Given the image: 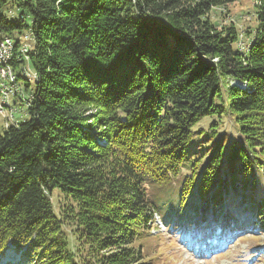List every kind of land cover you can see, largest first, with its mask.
I'll use <instances>...</instances> for the list:
<instances>
[{
    "label": "trees",
    "instance_id": "16d2710c",
    "mask_svg": "<svg viewBox=\"0 0 264 264\" xmlns=\"http://www.w3.org/2000/svg\"><path fill=\"white\" fill-rule=\"evenodd\" d=\"M235 1L0 0V36L32 40L35 74L27 119L0 130V256L145 264L156 215L185 227L227 198L264 221V0L242 32L211 17ZM226 110L245 144L220 115L180 178L192 129Z\"/></svg>",
    "mask_w": 264,
    "mask_h": 264
},
{
    "label": "rangeland",
    "instance_id": "374dc122",
    "mask_svg": "<svg viewBox=\"0 0 264 264\" xmlns=\"http://www.w3.org/2000/svg\"><path fill=\"white\" fill-rule=\"evenodd\" d=\"M254 0H236L233 4L226 6L225 9H214L211 12V17L213 21L218 23L232 21L236 24L238 30L241 29L245 31L247 28H252L256 25L254 20V10H255ZM13 12L15 10H12ZM8 17L12 16V12L5 10ZM15 40H19L21 43L24 42L22 35H14ZM246 38L243 37L242 42ZM32 43V40L29 41ZM243 45V44H242ZM26 65L18 67L21 70L24 66L29 73H34L28 61ZM30 85L29 89L26 90L25 81H21L22 93L24 98L30 99V95L34 92V81L28 80ZM240 85H245L240 82ZM14 103V104H13ZM9 105V104H8ZM10 105H13L16 109L5 116L9 117L5 119V116L0 114V130L2 128H7L11 125L16 124V122H21L27 119L26 108L23 103H19L17 99L12 98ZM7 113V112H6ZM14 114V115H13ZM220 115L222 116L223 130L228 132V143L235 140L239 143L245 144L243 138L238 134V124L234 120V116L229 113L228 110L225 113L213 114L212 116L203 118L199 123L200 127L204 128L202 130H197L195 126L192 131V141L193 146H190L191 150L195 155L188 157L184 166L181 169L179 177L189 173L191 165L195 162L198 166L202 165L212 152L210 145L212 142L218 141V136L211 134L212 129H208V126L213 122L219 121ZM17 120V121H16ZM207 125V127H206ZM203 154V155H202ZM259 176V175H258ZM262 184L264 185V180L261 178ZM150 194H159V191L155 188L148 190ZM167 196V187L164 188L163 193L159 194V198H165ZM225 199V205L223 209L219 211L217 216H214L212 211H199V213L194 215V221L197 223H192V225L179 226L172 225L171 223L165 224L159 218V215L155 216L154 223L150 229V233L147 235L145 240H140L136 242V246H140L142 250V258L145 264H264V225H260L258 222L263 220L254 219V215L246 214L241 212L239 208H232L235 206V202L227 201ZM229 211L233 213L234 219H226V212ZM193 221V222H194ZM237 221L239 227L230 233L223 234L224 229H229L228 224L230 222ZM264 223V221H263ZM212 226L217 227L219 233L217 236L212 237L207 234L206 238L202 235L205 233L206 227L211 228ZM202 235V236H201ZM208 240L211 242H218L220 249L210 250V254H194L190 249L195 247V251L201 250L197 249V243L202 244ZM222 241V243H221ZM205 246L203 250L208 249ZM218 248V247H217ZM210 249V248H209ZM21 256L19 253L13 250H7L0 256V264H22Z\"/></svg>",
    "mask_w": 264,
    "mask_h": 264
},
{
    "label": "bare ground",
    "instance_id": "6f19581e",
    "mask_svg": "<svg viewBox=\"0 0 264 264\" xmlns=\"http://www.w3.org/2000/svg\"><path fill=\"white\" fill-rule=\"evenodd\" d=\"M23 38L24 42L19 41V45L16 47L15 41L11 37L0 36V50L6 53L0 61V114L2 116L7 115L9 112V115H11L12 111L10 110L16 109L13 105H10L12 98L17 99L20 104L24 102V106L26 105L27 98L25 99L23 96L20 81L27 80L28 82V80L35 78V74H28L29 72L24 69V66L21 70H18V74L16 73L17 68L26 65L25 62L28 61L27 52L30 51V38ZM4 118L8 119L9 117L5 116Z\"/></svg>",
    "mask_w": 264,
    "mask_h": 264
},
{
    "label": "built area",
    "instance_id": "2783aa9c",
    "mask_svg": "<svg viewBox=\"0 0 264 264\" xmlns=\"http://www.w3.org/2000/svg\"><path fill=\"white\" fill-rule=\"evenodd\" d=\"M4 54H6V53H4V52H1V50H0V61H2V58L4 57ZM10 67V66H9ZM30 72V71H29ZM31 73V72H30ZM32 74H34V73H32ZM16 87H17V85H16ZM8 98H10V97H8Z\"/></svg>",
    "mask_w": 264,
    "mask_h": 264
}]
</instances>
